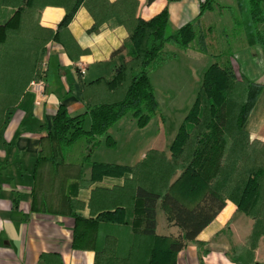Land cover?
Returning <instances> with one entry per match:
<instances>
[{"label": "trees", "instance_id": "1", "mask_svg": "<svg viewBox=\"0 0 264 264\" xmlns=\"http://www.w3.org/2000/svg\"><path fill=\"white\" fill-rule=\"evenodd\" d=\"M245 2L248 44L264 48V30L258 28L264 25V0ZM47 6L66 11L56 29L40 23ZM82 6L95 22L90 32H99L104 24L123 26L128 39L112 55L126 52L112 76L81 84L85 113L73 117L61 102L52 124L43 127L47 135L34 176L37 179L39 170L49 165L61 177L59 210L75 221L73 247L93 249L94 264H178L179 254L193 245L200 264H205L208 243L198 237L231 201L236 212L252 221V228L244 243L231 247L228 257L233 264H259L256 251L264 237V141L252 139L250 124L264 85L245 75L238 77L232 56L205 70L168 152L151 149L133 166L94 162L89 154L80 165L68 161L74 145L84 139L90 152L104 138L108 147H114L108 132L128 114L139 128L160 115L152 73L178 58L176 52L165 51L168 45L188 52L199 40L196 52L208 54L207 37L198 35L196 25L207 13L223 11L218 0H200L198 17L179 28L172 26L167 7L149 20L141 18L138 0H0V131L31 83L44 79L49 43L61 44L74 61L85 53L69 31ZM85 164L90 165L89 178L82 172ZM105 177L123 179V185H97ZM90 188L86 204L79 192ZM35 203L34 199L33 208ZM13 204L19 207L18 193ZM158 206L178 234H158ZM86 208L88 216L82 213ZM229 213L230 208L223 217ZM39 264L64 263L59 254L43 253Z\"/></svg>", "mask_w": 264, "mask_h": 264}, {"label": "crops", "instance_id": "2", "mask_svg": "<svg viewBox=\"0 0 264 264\" xmlns=\"http://www.w3.org/2000/svg\"><path fill=\"white\" fill-rule=\"evenodd\" d=\"M138 2V15L145 20L151 19L167 7L174 28L193 22L198 17L200 9V0L180 2L155 0L152 4H147V0ZM211 13L213 12L207 13L200 22L210 18ZM65 14V9L60 6H47L41 14L40 23L45 28L56 29ZM94 23L88 10L80 7L69 24V31L85 53L78 61H74L61 44L49 43L45 58L46 74L41 80L45 85L44 100L40 104L36 103L38 95L30 85L20 107L14 111L8 125L0 131V264H39L43 253L59 254L64 264H94L93 249L73 247L75 221L70 215L59 210L61 177L56 175L49 165H44L39 170L37 179L34 176L42 138L47 135V129L43 127L52 124L60 103L67 106L73 117L84 114L81 84L100 77L112 76L126 54L124 52L112 58L113 53L122 48L128 39L125 27L104 24L99 32H90ZM175 52L180 56L189 54V51L181 52L177 49ZM193 57L203 58L204 54L194 52ZM250 58L252 62L250 61L249 68H244L240 62L234 63L236 74L239 73V69L241 72V75L237 76L245 75L250 80L264 85V60L261 62L256 54L250 55ZM79 63L85 67V77L80 73ZM202 79L203 76L200 79V86ZM151 80L153 84L152 75ZM154 88L157 90L155 86ZM163 121L159 130L150 137L151 144L148 149L135 152L132 156L118 155V162L113 164L133 166L151 149L168 152L175 136L167 135L165 117ZM88 124L89 121L86 125ZM250 130L252 139L264 141V91L252 116ZM115 142L116 145L112 148L118 147V142L116 140ZM82 172L85 178H89L90 165L85 164ZM123 182V179L105 177L97 185L110 188L114 185H123ZM17 193L19 207L14 208L13 199ZM90 195L91 188L79 192L80 200L86 204ZM34 199L37 200L35 208L32 207ZM228 208L229 215L223 217ZM161 212L158 206V234L164 236L178 234V229L168 225L166 217L161 215ZM82 213L88 216L89 210L86 208ZM228 223H231V228L238 237L234 243L244 242L252 228V221L236 212L234 203L228 201L222 212L198 237V240L208 243L209 254L204 258L205 264H233L228 257L232 244V241L226 238ZM263 254L264 237L256 251L257 262H261L260 257ZM178 264H200L196 247L189 245L181 252Z\"/></svg>", "mask_w": 264, "mask_h": 264}, {"label": "rangeland", "instance_id": "3", "mask_svg": "<svg viewBox=\"0 0 264 264\" xmlns=\"http://www.w3.org/2000/svg\"><path fill=\"white\" fill-rule=\"evenodd\" d=\"M218 3L224 6L223 11L211 13L210 18H205L196 25L198 35L205 34L207 37L208 54L203 58L193 57L196 48H199V40H196L192 43L187 56L178 54V60L164 64L152 73L153 85L157 88L156 98L161 109L160 115L153 118L147 127L139 128L136 120L131 114H128L108 132V135L118 142L117 148L108 147L104 138L101 146L90 152L86 150L84 139L74 145L68 154V161L80 165L84 156L89 154L92 161L117 163V158L121 154H123L122 156H132L135 152L146 150L151 144L150 137L159 130L164 122V117L166 118L167 135L176 136L178 128L195 101L200 88L201 76L211 64H220L232 56L244 68H249L252 62L250 55L256 54L261 62L264 60V48L258 44H248L246 29L249 12L245 0H218ZM235 19L239 21V25ZM258 28L264 30V25H260ZM165 51L175 52V47L168 45ZM238 72L237 75H241L240 69ZM129 162L124 161V163ZM161 215H164L163 212ZM230 224L226 229L228 232L226 238L228 241H232L231 249L233 245L244 242L234 243L238 237ZM260 261L259 264H264V254L260 257Z\"/></svg>", "mask_w": 264, "mask_h": 264}, {"label": "built area", "instance_id": "4", "mask_svg": "<svg viewBox=\"0 0 264 264\" xmlns=\"http://www.w3.org/2000/svg\"><path fill=\"white\" fill-rule=\"evenodd\" d=\"M79 69H80V73L83 77H85L86 75V71H85V67L83 66V64L79 63L78 65ZM31 86L34 90V92L38 95V98L36 100L37 104H40L42 100H44V82L42 81H38V82H33L31 83Z\"/></svg>", "mask_w": 264, "mask_h": 264}]
</instances>
